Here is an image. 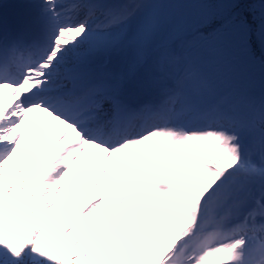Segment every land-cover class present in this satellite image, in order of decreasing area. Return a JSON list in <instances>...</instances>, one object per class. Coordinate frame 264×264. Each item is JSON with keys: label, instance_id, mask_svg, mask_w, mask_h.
<instances>
[{"label": "snow or ice", "instance_id": "obj_1", "mask_svg": "<svg viewBox=\"0 0 264 264\" xmlns=\"http://www.w3.org/2000/svg\"><path fill=\"white\" fill-rule=\"evenodd\" d=\"M0 264H264V0L0 12Z\"/></svg>", "mask_w": 264, "mask_h": 264}]
</instances>
